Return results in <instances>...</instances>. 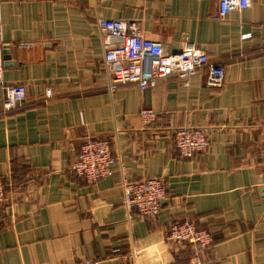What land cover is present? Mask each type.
<instances>
[{"label": "crops", "instance_id": "0c3cea01", "mask_svg": "<svg viewBox=\"0 0 264 264\" xmlns=\"http://www.w3.org/2000/svg\"><path fill=\"white\" fill-rule=\"evenodd\" d=\"M244 2L218 18V0H0L3 82L26 90L0 117V264H187L190 248L165 241L176 220L209 231L201 264H264V0ZM99 19L134 21L167 53L193 44L223 65L221 87L203 67L187 83L109 89ZM143 108L155 113L147 126ZM181 127L203 130L206 149L180 157ZM89 138L116 158L93 183L71 169ZM148 177L166 197L144 218L123 206L121 182Z\"/></svg>", "mask_w": 264, "mask_h": 264}, {"label": "built area", "instance_id": "2783aa9c", "mask_svg": "<svg viewBox=\"0 0 264 264\" xmlns=\"http://www.w3.org/2000/svg\"><path fill=\"white\" fill-rule=\"evenodd\" d=\"M244 5V0H218L217 17L222 18L228 11L240 9ZM97 26L103 44V61L106 65L115 66L110 70L107 84L111 90L123 84H135L140 88L154 86L159 79L168 76H176L183 83H187L188 78L203 67H206L205 83L208 86L219 88L223 83V65L209 63L208 56L193 44H187L177 52L167 53L159 41L146 38L134 21L99 19ZM19 45L29 47L33 42H20ZM2 72L0 45V85L4 91V99L0 103V117L19 108L26 101L25 86L5 84ZM44 96H52L50 90H46ZM138 115L145 126L155 120V113L150 108L141 109ZM173 141L175 150L182 158L202 152L208 145L206 133L191 127L177 129ZM115 161L108 140L89 138L80 146L71 169L85 182L93 183L110 176ZM121 186L123 206L129 212L134 211L144 218L155 216L166 197L164 181L158 177L138 181L122 179ZM4 196V185L0 179V204ZM165 241L189 247L191 256L187 264H201L202 254L210 246L212 238L209 231L197 227L194 220H176L165 230ZM136 255L132 250L129 257L134 258ZM78 264H100V261L98 258H84Z\"/></svg>", "mask_w": 264, "mask_h": 264}, {"label": "clouds", "instance_id": "9594fccd", "mask_svg": "<svg viewBox=\"0 0 264 264\" xmlns=\"http://www.w3.org/2000/svg\"><path fill=\"white\" fill-rule=\"evenodd\" d=\"M153 247H162V246H159V245H154ZM149 254H152V249L150 248L149 249ZM153 259H158L161 261V264H163V255H153Z\"/></svg>", "mask_w": 264, "mask_h": 264}, {"label": "water", "instance_id": "95a60500", "mask_svg": "<svg viewBox=\"0 0 264 264\" xmlns=\"http://www.w3.org/2000/svg\"><path fill=\"white\" fill-rule=\"evenodd\" d=\"M5 52H6V51L3 49V50H2V53H5ZM3 58H4V57H3Z\"/></svg>", "mask_w": 264, "mask_h": 264}]
</instances>
